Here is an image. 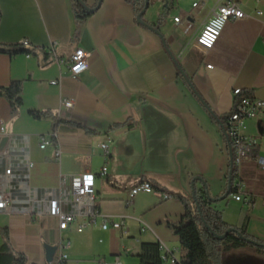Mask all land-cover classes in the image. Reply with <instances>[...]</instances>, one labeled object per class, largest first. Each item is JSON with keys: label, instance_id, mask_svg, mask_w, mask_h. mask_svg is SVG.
Returning a JSON list of instances; mask_svg holds the SVG:
<instances>
[{"label": "crops", "instance_id": "crops-1", "mask_svg": "<svg viewBox=\"0 0 264 264\" xmlns=\"http://www.w3.org/2000/svg\"><path fill=\"white\" fill-rule=\"evenodd\" d=\"M223 1L148 0L142 20L156 32L136 21L128 0H101L79 24L70 0H0V44L26 41L38 52L0 53V87L21 82L16 111L0 96V126L8 137L3 147L9 142L26 147L33 163L30 188L56 193L89 181L99 213L123 221L121 229L103 230L97 219L82 232L59 231L57 219L41 215V208L32 214L0 209V228L6 229L14 252L28 262L48 264L58 255V244L69 243L63 248L66 264L114 258L139 264L140 245L149 242L162 246L160 255L180 259L183 252L168 223H178L184 207L178 198L163 196L190 197L196 176L211 197L222 196L231 157L218 119L232 109L234 89L264 101V0H234L248 16L227 20L207 53L194 43ZM85 3L94 7L97 0ZM77 47L88 53V67L72 79L66 61ZM64 100L71 105L64 106ZM32 112L47 115L37 119ZM241 134L254 146L238 169L251 201L229 194L210 206L225 223L264 240V169L255 157L264 156V113L246 119ZM43 136L51 144L40 148ZM101 143L108 146L107 159ZM105 164L107 173L100 175ZM140 182H149L155 192L128 200V189ZM45 245L55 247L50 262Z\"/></svg>", "mask_w": 264, "mask_h": 264}, {"label": "built area", "instance_id": "built-area-1", "mask_svg": "<svg viewBox=\"0 0 264 264\" xmlns=\"http://www.w3.org/2000/svg\"><path fill=\"white\" fill-rule=\"evenodd\" d=\"M197 6V3H193ZM260 11H256V15H260ZM248 15L234 0H224L219 3L209 18L205 20L199 32L195 36V45L204 53L212 50L219 39L227 20L244 19ZM179 17H175L177 22ZM21 44H27L22 41ZM88 53L82 48L77 47L66 61V67L69 77L76 79L88 67ZM62 61H60L61 63ZM210 67L211 65H206ZM56 83L55 80L50 81ZM235 100L234 105L225 119V129L233 147V165L237 169V177L231 184V196L237 201L249 203L251 197L243 193V185L238 176V169L244 159L251 157L254 153V146L241 134L244 121L256 117L257 114L264 113V101L241 95L240 89L233 91ZM64 106L69 107L71 101L64 100ZM8 138L4 131L3 125L0 126V141ZM10 143V144H9ZM0 150V167H3L0 174V209L8 212L25 211L32 214L36 208H41V215H49L57 219V227L59 231L67 230L70 227L77 232H82L87 226L92 225L99 219V226L103 230L121 229L122 220H114L108 216L102 215L96 209V192L89 181L76 184L69 191L57 190L45 191L40 193L38 189L29 187L30 171L33 168L32 161L29 160L28 154L25 152V146L16 147L14 142H9ZM51 144V140L45 137L38 138L40 148H45ZM103 152V156L107 159L109 154L108 146L105 143L99 145ZM60 148L58 145L54 148V158L60 157ZM257 163L264 169V156L255 154ZM106 164L100 169V175H106ZM63 180L60 179L62 184ZM140 192L152 193L155 189L149 182H140L128 189V200ZM168 198L169 195H164ZM264 203V194L261 196ZM58 244V255L52 261L57 264H66L68 257L63 248L67 246ZM160 249L162 248L159 245ZM161 260L164 264H179V259L173 254H161ZM50 262V263H52ZM48 263V264H50ZM97 264H122L118 258L111 261L99 260Z\"/></svg>", "mask_w": 264, "mask_h": 264}, {"label": "trees", "instance_id": "trees-1", "mask_svg": "<svg viewBox=\"0 0 264 264\" xmlns=\"http://www.w3.org/2000/svg\"><path fill=\"white\" fill-rule=\"evenodd\" d=\"M137 15L144 6L145 0H128ZM71 8L76 24L84 21L90 16L101 0H97L94 7H88L85 0H70ZM144 15V13H143ZM0 53L26 55H36L37 49L27 44H0ZM43 59L47 58V53H43ZM49 60V59H48ZM178 69L180 70L179 66ZM21 92V82L15 81L10 83L8 87H0V96H3L12 111H16L20 105L21 100L19 94ZM241 95L248 96L241 92ZM34 118H41L47 113L32 112ZM225 118L218 119L221 121L225 132L226 140L228 142L231 160V184L237 177V169L233 165V147L231 140L226 133L224 126ZM202 182V188L197 189V181L194 182V198L192 195L187 197L180 193H168L169 197H176L180 200L184 207V213L178 223H168L173 234L178 237L180 247L182 249V256L179 259V264H221L223 255L231 250L244 247L246 245H255L259 248H264V240L257 239L248 235L242 227L229 225L222 220L219 211L213 209L210 204L212 201L218 200L220 197L213 198L208 190L207 185ZM231 187V186H230ZM231 192V189H230ZM206 226L209 227L206 228ZM227 229H232L225 238L218 240L210 232L212 230L216 234H223ZM0 233L3 237V243L0 247V264H36L28 262L24 255L16 253L10 246L9 238L6 229L0 228ZM139 264H164L160 256V247L158 243L145 242L140 245V251L137 255ZM57 264V263H50Z\"/></svg>", "mask_w": 264, "mask_h": 264}, {"label": "rangeland", "instance_id": "rangeland-1", "mask_svg": "<svg viewBox=\"0 0 264 264\" xmlns=\"http://www.w3.org/2000/svg\"><path fill=\"white\" fill-rule=\"evenodd\" d=\"M221 264H264V248L246 245L244 249L231 250L223 255Z\"/></svg>", "mask_w": 264, "mask_h": 264}, {"label": "water", "instance_id": "water-1", "mask_svg": "<svg viewBox=\"0 0 264 264\" xmlns=\"http://www.w3.org/2000/svg\"><path fill=\"white\" fill-rule=\"evenodd\" d=\"M148 7V0H145L144 1V6L142 8V10L136 15V21L139 23V24H142L144 26H148L150 29H152L153 31H156L158 32L155 28H153L152 26H149L148 24H146L143 20H142V15L143 13L146 11ZM178 65V64H177ZM6 139L3 138L0 142V150L2 149L4 143H5ZM230 157H232L231 155V152H230ZM200 177L196 176V177H193L191 179V182H190V190H191V195L192 197L194 198V182L195 181H200ZM230 186H231V171L229 170V177H228V186H227V189L226 191L224 192V194L220 197V199H224L226 198L229 193H230ZM206 195H208V190H206ZM213 202V201H212ZM206 228L209 229L208 226H206ZM232 229H227L223 234H216L214 233L212 230H210V232L213 234V236L218 239V240H221L223 238L226 237V235L231 232ZM55 251V247H52V246H49V245H45V253H46V261L47 262H50L52 260V256H53V253Z\"/></svg>", "mask_w": 264, "mask_h": 264}, {"label": "bare ground", "instance_id": "bare-ground-1", "mask_svg": "<svg viewBox=\"0 0 264 264\" xmlns=\"http://www.w3.org/2000/svg\"><path fill=\"white\" fill-rule=\"evenodd\" d=\"M24 45H26V44H24Z\"/></svg>", "mask_w": 264, "mask_h": 264}]
</instances>
